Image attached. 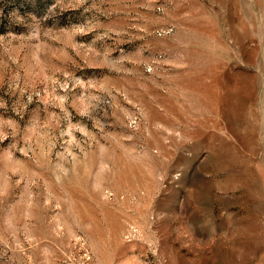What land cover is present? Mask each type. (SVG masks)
I'll list each match as a JSON object with an SVG mask.
<instances>
[{"label": "rangeland", "instance_id": "374dc122", "mask_svg": "<svg viewBox=\"0 0 264 264\" xmlns=\"http://www.w3.org/2000/svg\"><path fill=\"white\" fill-rule=\"evenodd\" d=\"M0 264H264V0H0Z\"/></svg>", "mask_w": 264, "mask_h": 264}]
</instances>
